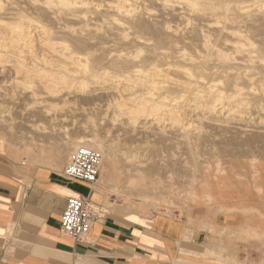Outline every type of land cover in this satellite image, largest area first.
Wrapping results in <instances>:
<instances>
[{"label": "bare ground", "instance_id": "1", "mask_svg": "<svg viewBox=\"0 0 264 264\" xmlns=\"http://www.w3.org/2000/svg\"><path fill=\"white\" fill-rule=\"evenodd\" d=\"M0 75L13 78V93L31 92L33 117L54 118L58 101L106 102L108 130L119 124L124 139L107 141L95 129L30 161L59 170L71 152L96 150L102 175L93 189L104 204L118 195L126 210L146 212L152 202L174 203L160 173L174 170L175 160H164L158 144L183 140L196 172L209 133L264 143V118H243L251 106L264 108V0H0ZM140 145L156 150L144 155ZM22 151L31 154L13 148L15 161ZM219 173L217 164L211 176L193 173L187 200L217 205ZM217 206L214 213L231 212ZM254 230L240 238L263 243L264 232Z\"/></svg>", "mask_w": 264, "mask_h": 264}, {"label": "crops", "instance_id": "2", "mask_svg": "<svg viewBox=\"0 0 264 264\" xmlns=\"http://www.w3.org/2000/svg\"><path fill=\"white\" fill-rule=\"evenodd\" d=\"M86 187L58 170L0 158V264H240L238 240L251 228L239 230L233 216L214 225L112 207L75 244L61 233V218L69 198L89 195L80 192Z\"/></svg>", "mask_w": 264, "mask_h": 264}, {"label": "rangeland", "instance_id": "3", "mask_svg": "<svg viewBox=\"0 0 264 264\" xmlns=\"http://www.w3.org/2000/svg\"><path fill=\"white\" fill-rule=\"evenodd\" d=\"M0 80V113L3 116L7 115L10 118L6 119L7 121L0 119V152H2L0 153V158L5 163L15 162L30 165L31 167H47V164L45 163H33L30 161V157L42 155L43 151H45V154L50 150L56 153V151L58 152V150H60V146H63L64 143H66L71 138H75L79 135H85V132L87 134L95 129L99 130L100 135L107 141H117L118 139L121 140L125 138H123V132H120L118 129L120 128L119 124L113 126L112 129H110L112 131L108 130L109 126L107 127V120L110 112L106 102H97V105L91 107L76 101L75 103L72 102L67 105H64L58 101L56 104L59 105L56 106L55 111L53 110L50 113V115L53 114L54 118H44V116L41 115L33 117L31 114H33L35 109L39 106L34 104V98H32V94H30L31 92H24L22 94L21 92L13 93L10 91L13 78L9 77V75H0ZM3 88L5 91L6 89L8 91L5 92ZM45 96L46 95L43 97ZM262 107V105L251 106L247 113H251L249 114L250 116L252 114L253 115L251 117L247 115L243 118L249 120L250 118L255 117L253 118L256 119L255 121L264 118V108ZM9 113L13 115H10ZM83 128L87 129L83 130ZM209 134V137H206L207 139L203 138L199 144L200 146L198 153L196 154V158L198 159L197 168L195 169L196 172H194V168L190 163L191 155L188 152L183 140L181 141L180 138H175L174 140L163 143V145L161 143L156 146V149L160 151L159 155L161 157L164 156L167 160H175L174 163L176 164V167L178 164L183 165L178 167L179 170L175 167L174 170H168V172L167 170L166 172L161 171L160 173L164 184L172 188L170 191L172 195L171 202L174 203L156 201L152 202V206H150L146 212H137L136 210H126V201L122 196L112 195L107 206L104 204V196L100 193L96 194L95 192L97 195L95 197L96 207H98L99 210L107 213L110 212L112 207H118L125 214H133L136 216L143 215L151 217L154 214L162 213L169 216H178L181 219H186L191 222L194 220L193 218L201 216V219L203 217L202 220L210 221L209 223L214 225L218 216H233L240 221L238 224L239 230L243 227H250L252 230L255 229L254 231H258L259 233L264 232V147H262L264 146V143L241 139V142L238 143L239 140H237V142L236 140H229L220 133H216V135L215 133H213V135H211V133ZM216 136H219V139L217 138V142H215ZM151 141L154 143L153 140ZM181 142L183 145H181ZM128 145L137 147L139 146V143L130 142ZM142 146L140 145L139 152L144 155L149 154V151L152 152L153 149L156 150L150 145H147L149 150L146 148L144 149V146L146 147V145ZM183 146L186 149L183 148ZM8 147L11 149L9 152L10 154L8 153ZM25 147H29L31 149V154L28 155L25 151H22L21 154H18V160L15 161L12 155L13 153H11L13 148L15 151V149L23 150ZM71 153L73 154V152ZM71 153L69 154L70 156L72 155ZM69 155L66 157V159H64L61 167L58 170L61 174L70 158ZM167 155L171 158H169ZM164 157L162 158L164 159ZM181 161H183V163ZM216 164L220 168L221 173H219V181L217 183H213V187L214 193L218 197L217 203L219 205L206 206L204 204H191L187 200L184 190L188 185L193 173L198 177H203L206 175L211 176L214 173ZM256 164L258 167H256ZM251 165H253L255 168H250ZM101 171L102 165L100 168L99 179L102 175ZM257 182L263 187L259 186ZM218 183H220V186ZM240 184H242V187H240ZM246 184L248 185V189ZM255 186H259L262 190L258 192L255 190ZM89 191V187L80 190V192L83 194H88ZM177 194H181V199L179 201L174 200L177 198L175 196ZM176 201L177 203H175ZM133 202L140 204L141 200L138 198H133ZM216 206L217 209L221 206L229 209L231 212L229 214L214 213L213 211L216 209ZM258 229L261 230L259 231ZM238 241L241 243L240 264H264V242H259L256 239L242 240L241 238Z\"/></svg>", "mask_w": 264, "mask_h": 264}, {"label": "built area", "instance_id": "4", "mask_svg": "<svg viewBox=\"0 0 264 264\" xmlns=\"http://www.w3.org/2000/svg\"><path fill=\"white\" fill-rule=\"evenodd\" d=\"M101 160L98 152L82 147L70 156L62 172L66 180L83 183L90 188L88 196L68 199L61 218V233L75 244L86 239L93 225L105 216V212L99 210L92 201L95 193L93 187L99 180Z\"/></svg>", "mask_w": 264, "mask_h": 264}]
</instances>
